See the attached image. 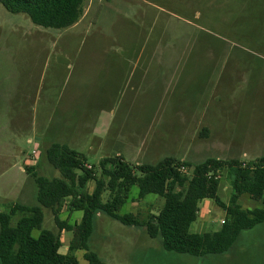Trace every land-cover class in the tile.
Here are the masks:
<instances>
[{
  "label": "rangeland",
  "instance_id": "374dc122",
  "mask_svg": "<svg viewBox=\"0 0 264 264\" xmlns=\"http://www.w3.org/2000/svg\"><path fill=\"white\" fill-rule=\"evenodd\" d=\"M111 1L97 27L82 29L97 22ZM214 6V0H87L82 30L74 35L35 26L27 16L10 14L0 4V212H9L13 203L38 206L37 187L27 171L31 165L26 164L35 153L39 152L40 163L32 164L38 166L33 172L60 178L45 152L53 144H64V137L55 132L58 122L65 121L73 131L70 148L85 156L88 169L96 167L99 179L101 160L117 154L140 165H156L169 157L196 165L218 158L250 163L264 156L259 142L264 136V24L256 21L264 15L247 17L229 29L232 26L218 21L224 11ZM145 16L148 23L142 25ZM38 31L53 38H41ZM229 32L231 38H222ZM118 61L149 64L148 78L134 103L135 95L115 97L114 103L103 107L100 98L88 95L100 82L92 77L102 64L107 63L109 70ZM136 83L130 79L123 91L131 94ZM25 91L27 100L19 95ZM102 108L112 111L114 119L99 121ZM96 129L102 133L97 135L100 141L94 138ZM24 167L28 175L21 172ZM220 179L218 195L229 204L233 191L227 169L220 171ZM24 181L31 195H25L22 203L12 193L15 184ZM95 187L90 183L89 193ZM138 196L135 186L119 215L135 214L144 220L151 213L158 215L165 203L155 195L142 201ZM108 199L107 192L103 201ZM240 204L246 210L261 207L260 201L248 196ZM213 205L208 222L198 219L192 234L220 230L225 213ZM43 213L42 229L33 232L34 238L43 231L60 233L52 212L43 209ZM61 215L72 225L83 217L82 212L70 217L67 207ZM19 219L17 215L12 225ZM72 239L73 233H61V254L68 253ZM90 251L105 264H264V225L244 232L230 253L198 259L166 252L145 229L99 214ZM75 256L80 264H88L84 251Z\"/></svg>",
  "mask_w": 264,
  "mask_h": 264
},
{
  "label": "trees",
  "instance_id": "16d2710c",
  "mask_svg": "<svg viewBox=\"0 0 264 264\" xmlns=\"http://www.w3.org/2000/svg\"><path fill=\"white\" fill-rule=\"evenodd\" d=\"M86 1L0 0V4L10 14L27 16L35 26L67 30L83 18ZM203 132L208 136V129ZM45 152L49 165L60 173V178L39 177L33 172L35 168L28 170L37 187L38 206L17 204L9 212H0V264H80L75 256L77 251L85 252L88 264H105L90 251L99 214L127 227L145 229L151 239L160 241L166 252L198 259L230 253L244 232L264 225V156L250 163L208 159L197 165L174 157L156 165H132L119 157L107 158L100 163L103 177L99 179L96 167L88 169L85 156L69 146L53 144ZM224 169L232 178L229 204L218 195L220 171ZM90 183L96 184L92 193ZM135 186L139 188L138 201L149 195L165 200L158 215H149L144 220L135 214L119 215ZM107 192L109 199L104 202ZM244 196L260 201L261 207L243 209L240 200ZM68 200L71 213H83L79 224L70 225L61 219ZM205 200L222 209L224 224L214 233L192 234L191 226L199 219L200 204ZM43 209L52 212L60 233L43 231L39 238H34L33 232L43 226ZM17 215L20 219L13 226ZM64 231L73 233L66 255L60 252Z\"/></svg>",
  "mask_w": 264,
  "mask_h": 264
},
{
  "label": "crops",
  "instance_id": "0c3cea01",
  "mask_svg": "<svg viewBox=\"0 0 264 264\" xmlns=\"http://www.w3.org/2000/svg\"><path fill=\"white\" fill-rule=\"evenodd\" d=\"M151 1H155V0H151ZM112 3H113V1H111L109 3H106L104 5V9L99 14V18H98L97 22L90 23V25L85 26L82 29L88 28L90 30V29H92L94 27H97L100 24L101 20H102V16L105 14V8H107ZM124 3H126V2H124ZM146 3L149 4V2H146ZM153 3L154 4H151V5H153L152 7L155 6V2H153ZM214 4H215L214 7H215L216 11H218L217 8L221 12L224 11V15L222 14V19H221V16L219 14V17H218L219 20L218 21L220 22V24L225 25L227 28L232 26V28H229V29H233V26H235L237 23H240L239 21H241V20L245 21L246 19H248L247 17L253 18L252 16H255V15H264V0H214ZM225 11H226V17H225ZM85 16H86V9H85L84 16L81 19V21L78 24H76L75 26H73L72 28L67 29L68 30L67 34L76 35V34L80 33V31L82 29L79 31V27H80L83 19L85 18ZM146 16L144 18L141 17L140 21H141L142 25H145V24L148 23V19H147ZM111 21L113 22L114 20L111 19ZM221 21L223 23H225V24H223ZM256 21H258V23H260V24H264V17L263 18H259ZM150 27H153V25H150ZM37 34L41 38H48V36H49V38H53V35L48 34L47 32H44V31H38ZM231 34H232V32H229L226 36H224L222 38H224V39L231 38L232 37ZM61 35H62V32L59 33V37ZM71 36H73V35H71ZM120 52H123V51L121 50ZM120 61L110 64L111 67H110L109 70H106V68L108 66L107 63L106 64H102L100 66L101 69L96 73V75H94L92 77L93 79L100 80V82L98 83L99 84L98 89H97V84L96 83L93 84L94 90H92V92L90 94H88V95L92 96L93 98L94 97L100 98V102L99 103L100 104H104L103 107H105V104L114 103L113 98H115V97L116 98L120 97L121 100H123L124 98H128L130 96H134L135 95V97L132 100V102L134 103V99L139 97L138 90H140L141 85L144 84L146 82L147 78H148L147 73L149 72V69L151 68V66L149 64H145L143 66H141L140 64L131 65L130 63H125L124 61L123 62H120ZM102 69H104L105 72H101ZM110 71L111 72L113 71V72L111 74H109ZM138 72H140V74H138ZM130 79L131 80L136 79L137 83L135 85H133V86L131 85L132 93L128 94L129 91L126 92V91H123V89H125L126 85L128 84V81ZM95 82H96V80H95ZM131 83H132V81H131ZM123 86H124V88H123ZM19 95L21 96V98L23 100L29 99L28 93L26 91L22 92V93L19 92ZM97 119L99 121H102L103 123H105V122H109L110 120H113L114 119V115H113L112 111H106L105 108H102L101 115ZM65 124H66L65 121L58 122L57 126H56V129H55L56 130L55 132H56L57 136L60 135V136L64 137L65 140H62V142L64 143L63 145L69 146V145H71L73 143V141L70 140V137L72 136L73 131L72 130L69 131L70 129H68V127H66ZM94 131H95L94 138L96 140L100 141L101 138L98 137V136L102 135V133L98 134V133H100V131H98V129H96ZM107 133H108V131H107ZM29 142L31 143L32 140H29ZM259 142H261L262 148H263V151H261V152L264 153V136H263V139L259 140ZM213 150H214V146H213ZM38 156H39V154H38ZM117 157L122 158L123 155L122 154H117ZM104 159H107V158H104ZM104 159H102L101 161H103ZM38 160H37V162H32V160H29L30 162L27 161L26 164L28 166H30V165L32 166V164L34 166H36L35 165L36 163L37 164L40 163V159H38ZM216 160H221V159L218 158ZM182 161H186V160H182ZM221 161H223V160H221ZM190 163H192V162H190ZM132 165H140V164H132ZM141 165H143V164H141ZM28 166H26V167H28ZM87 166L90 167V164L88 162H87ZM26 167L21 169L22 173L27 174ZM33 168H35V170H36L38 168V166L37 167H33ZM28 170H30L29 167L27 168V171ZM25 184H27V182H25V181L24 182H20V184H15L16 187L14 188V191H13L12 195L14 196V198H16V201H20V202L23 203V201L26 200V198H24V196L30 194L29 190L26 191L25 187L27 185H25ZM33 192H34V190H33ZM33 192H32V195L34 194V196H35V192L34 193ZM162 199L163 198H161V200ZM68 202H70V201L68 200ZM161 202H162V205H163V201H161ZM213 203L214 202L211 201V200H205V201H203L200 204L201 212H200V215H199V220H200V222L202 224H206L208 222L209 215L212 214L213 209H214ZM17 204H19V203L9 204V206L13 207V206H15ZM20 205L29 207L26 204H20ZM66 205H69V203L67 204V202H66ZM66 207L68 208V206H66ZM68 212L70 214V217H72L74 213H71L69 211V209H68ZM150 215H154V214L151 213ZM67 221L69 222V220H67ZM79 223L80 222H74V225L75 224H79ZM69 224L72 225L70 222H69ZM221 224H222V222H221ZM132 228H134V227H132ZM69 233H72V232H69Z\"/></svg>",
  "mask_w": 264,
  "mask_h": 264
},
{
  "label": "built area",
  "instance_id": "2783aa9c",
  "mask_svg": "<svg viewBox=\"0 0 264 264\" xmlns=\"http://www.w3.org/2000/svg\"><path fill=\"white\" fill-rule=\"evenodd\" d=\"M37 156H38V153H35V157H33V158L31 159L32 162H37V160H38ZM182 171H183L184 173L189 174L188 169H186V168H183ZM223 224H224V221H222V225H223Z\"/></svg>",
  "mask_w": 264,
  "mask_h": 264
}]
</instances>
